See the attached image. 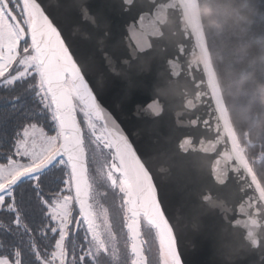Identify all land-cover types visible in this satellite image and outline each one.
<instances>
[{
  "label": "snow or ice",
  "instance_id": "snow-or-ice-1",
  "mask_svg": "<svg viewBox=\"0 0 264 264\" xmlns=\"http://www.w3.org/2000/svg\"><path fill=\"white\" fill-rule=\"evenodd\" d=\"M106 8L0 0V264H187L151 146L141 148L133 136L142 130L129 133L103 102L131 57L151 53V26L142 18L139 51L119 54ZM149 109L159 116L163 106ZM191 139L180 149L189 151ZM247 237L251 251L264 252L252 231Z\"/></svg>",
  "mask_w": 264,
  "mask_h": 264
},
{
  "label": "water",
  "instance_id": "water-1",
  "mask_svg": "<svg viewBox=\"0 0 264 264\" xmlns=\"http://www.w3.org/2000/svg\"><path fill=\"white\" fill-rule=\"evenodd\" d=\"M89 3L107 5L119 54L139 51L142 18L151 26V53L131 57L132 66L103 102L129 133L142 130L133 136L141 148L151 146L153 171L187 264H264V252L251 251L247 237L252 231L264 249V193L225 111L195 0H133L123 9L122 0ZM156 101L163 106L159 116L149 109ZM186 137L192 139L184 152L179 146ZM206 193L210 198L201 202Z\"/></svg>",
  "mask_w": 264,
  "mask_h": 264
},
{
  "label": "trees",
  "instance_id": "trees-1",
  "mask_svg": "<svg viewBox=\"0 0 264 264\" xmlns=\"http://www.w3.org/2000/svg\"><path fill=\"white\" fill-rule=\"evenodd\" d=\"M195 3L225 111L264 193V0Z\"/></svg>",
  "mask_w": 264,
  "mask_h": 264
},
{
  "label": "flooded vegetation",
  "instance_id": "flooded-vegetation-1",
  "mask_svg": "<svg viewBox=\"0 0 264 264\" xmlns=\"http://www.w3.org/2000/svg\"><path fill=\"white\" fill-rule=\"evenodd\" d=\"M3 99V98H2ZM100 161H98L99 163ZM97 165H94L93 168L95 169ZM60 174L56 171H53L51 173H49L47 179H48V183L51 185V186H55L58 178H59ZM101 192L104 191L103 188L100 189ZM106 203H108L109 205H111L112 203V196H111V193H109V196L107 197V200H106ZM120 230H118L119 232ZM144 235H145V238L149 240L150 244H153V241H155V235H154V232H151L147 227L144 228ZM124 239H126V233L124 234ZM124 239H121V243H120V249H121V257L120 259H122V261L125 260L126 258V249H125V246H124ZM40 242V241H38ZM43 243H46V241H43ZM54 243V241H53ZM155 246V245H154ZM122 254H124V256H122Z\"/></svg>",
  "mask_w": 264,
  "mask_h": 264
},
{
  "label": "rangeland",
  "instance_id": "rangeland-1",
  "mask_svg": "<svg viewBox=\"0 0 264 264\" xmlns=\"http://www.w3.org/2000/svg\"><path fill=\"white\" fill-rule=\"evenodd\" d=\"M201 36H202V34H201ZM203 37V36H202ZM204 41V40H203ZM119 230V229H118ZM153 246L155 245V241H153V244H152Z\"/></svg>",
  "mask_w": 264,
  "mask_h": 264
}]
</instances>
